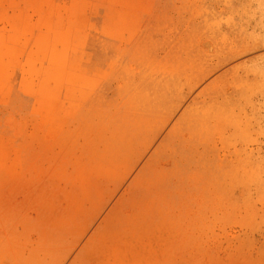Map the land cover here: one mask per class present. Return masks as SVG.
Masks as SVG:
<instances>
[{"label": "rangeland", "instance_id": "374dc122", "mask_svg": "<svg viewBox=\"0 0 264 264\" xmlns=\"http://www.w3.org/2000/svg\"><path fill=\"white\" fill-rule=\"evenodd\" d=\"M0 264H264V0H0Z\"/></svg>", "mask_w": 264, "mask_h": 264}]
</instances>
